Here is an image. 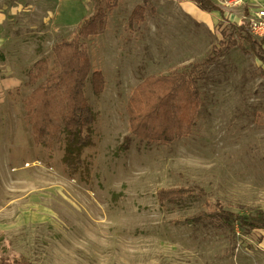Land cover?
Masks as SVG:
<instances>
[{"label": "rangeland", "instance_id": "374dc122", "mask_svg": "<svg viewBox=\"0 0 264 264\" xmlns=\"http://www.w3.org/2000/svg\"><path fill=\"white\" fill-rule=\"evenodd\" d=\"M4 1L24 7L8 32L14 53L0 59V76L19 81L0 92V264H264L254 258L264 253V232L191 222L215 205L264 217V62L241 39L249 33L241 6L223 5L228 13L207 29L175 0H115L97 34L82 40L93 123L73 170L63 164L65 132L39 146L24 105L46 82L47 73L29 81L36 63L55 68L54 46L70 41L94 3ZM240 23L242 35L231 26ZM228 37L238 46L221 54ZM94 72L102 78L97 94ZM180 73L199 93L188 135L164 145L133 134L129 109L140 95L145 102L144 81ZM153 90L163 92L147 88L150 104ZM178 188L194 197L158 199Z\"/></svg>", "mask_w": 264, "mask_h": 264}, {"label": "trees", "instance_id": "16d2710c", "mask_svg": "<svg viewBox=\"0 0 264 264\" xmlns=\"http://www.w3.org/2000/svg\"><path fill=\"white\" fill-rule=\"evenodd\" d=\"M94 13L90 19H84L77 25L70 41H61L53 48V67L48 68L45 61L36 63L35 75L29 81L34 82L47 73L46 82L37 87L25 101L26 120L31 125L33 140L39 146L49 148L53 138L60 131L66 134L65 154L63 164L67 168L76 170L79 163L81 149L89 142L88 130L93 123V114L85 97L84 87L89 73V60L82 40L97 34L96 21L100 20L105 10L115 7V0H92ZM183 1V0H176ZM194 3L198 9L204 12L223 11L212 3L211 0H186ZM142 8L136 9L141 13ZM101 23V21H100ZM242 35L244 30L237 24L231 25ZM254 38V37H253ZM252 35L245 33L241 39L249 43L251 52L264 62L262 44L255 41ZM264 38L260 40L262 43ZM238 46L236 40L228 37L220 43V52ZM222 49L224 51H222ZM215 50V49H214ZM219 55V57L221 56ZM218 58H216L217 60ZM215 60V59H214ZM213 63V61H209ZM93 92L97 94L102 84L101 75L92 73ZM145 102L138 97L133 99L135 109H129L132 116V133L149 142L169 144L174 139L188 135L192 126V118L198 112L200 105L198 90L194 86V79L186 73L174 74L170 77L148 78L144 81ZM161 87L163 92L153 90L152 95L158 100L152 104L147 96V88ZM144 104V108H143ZM130 121V122H131ZM194 189L178 188L173 190H160V201L182 200L185 197H194ZM225 224L227 226L236 223L238 226L249 230L264 231V217L261 213L255 216L238 215L229 212L222 206L215 205L212 210L199 212L192 219V223ZM13 264H29L26 261H18Z\"/></svg>", "mask_w": 264, "mask_h": 264}, {"label": "crops", "instance_id": "0c3cea01", "mask_svg": "<svg viewBox=\"0 0 264 264\" xmlns=\"http://www.w3.org/2000/svg\"><path fill=\"white\" fill-rule=\"evenodd\" d=\"M75 1V0H74ZM176 1V0H175ZM212 3H214L216 6H218L222 11L223 14L220 15L218 12H204L201 11L196 7V5L190 1H176L180 7L183 9L184 13L188 16H190L197 24H200L207 29L212 28L215 26L223 17L224 15L228 13L223 8V4L221 3L222 0H211ZM22 6H23V2ZM5 1L1 0L0 2V59L3 61H8V55H12L14 53L13 50V43L12 38L8 34V32L11 29L12 21H16V17H12L13 14L17 12L18 9H23L20 5H10L5 6ZM241 8L243 9V16H245V19L248 18L250 15H253L257 12V10H264V0H241ZM36 9V7H34ZM47 10L43 9L42 14L46 15ZM50 13V11H48ZM10 15V16H9ZM242 16V17H243ZM224 18V17H223ZM47 19V18H46ZM45 19V20H46ZM239 26L245 27V25L237 24ZM7 26V27H5ZM11 60H14L13 58H10ZM13 74L3 75L0 76V92H5V90H13L15 86H19V81L16 76ZM8 86L5 85V82H11ZM260 231V230H259ZM264 232V231H261ZM259 255H257L254 258H264V253L261 254V252H258Z\"/></svg>", "mask_w": 264, "mask_h": 264}, {"label": "built area", "instance_id": "2783aa9c", "mask_svg": "<svg viewBox=\"0 0 264 264\" xmlns=\"http://www.w3.org/2000/svg\"><path fill=\"white\" fill-rule=\"evenodd\" d=\"M223 5L239 6L241 0H224ZM245 20L248 31L253 37L257 39L264 38V10H257L255 14L250 15Z\"/></svg>", "mask_w": 264, "mask_h": 264}, {"label": "bare ground", "instance_id": "6f19581e", "mask_svg": "<svg viewBox=\"0 0 264 264\" xmlns=\"http://www.w3.org/2000/svg\"><path fill=\"white\" fill-rule=\"evenodd\" d=\"M9 83H11V84H12V83H13V81H11V82H8V83H7V82H5V85H6V86H8V85H9Z\"/></svg>", "mask_w": 264, "mask_h": 264}]
</instances>
